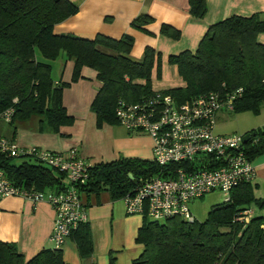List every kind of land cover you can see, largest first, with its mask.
Returning <instances> with one entry per match:
<instances>
[{"label": "trees", "instance_id": "trees-1", "mask_svg": "<svg viewBox=\"0 0 264 264\" xmlns=\"http://www.w3.org/2000/svg\"><path fill=\"white\" fill-rule=\"evenodd\" d=\"M189 13L202 18L205 0H188ZM78 8L69 0H0V114L12 110L9 123L38 118L50 133L71 126L73 119L62 104L64 82H54L50 63L60 55L74 64L71 81L82 67L96 72L101 87L92 103L98 124H117L114 115L120 99L136 103L154 94L151 73L155 64L160 77L159 57L146 48L140 61L130 59L133 39L124 35L114 40L102 35L84 39L72 34H55L54 27L74 16ZM152 18L144 15L131 23L147 32ZM163 34L171 33L164 25ZM264 33V14L249 18L232 16L212 25L196 52L169 57L177 67L183 87L164 91L178 104L212 91L242 89L234 112L259 114L264 108V45L257 36ZM37 56L43 60L38 61ZM224 84V88L222 85ZM15 100V101H14ZM0 122H2L0 120ZM4 123V122H2ZM41 131V130H40ZM245 145L249 160L264 154V128L251 130ZM22 160L15 164L14 160ZM0 170L10 183L31 191H60L65 177L57 170L29 158L0 155ZM153 162L120 159L89 168L80 193L106 191L113 200L132 192L139 180L159 174ZM251 206L264 210V201L254 195L252 182L234 189L230 201L212 208L203 222L170 219L157 222L145 217L137 236L143 253L132 264H264V214L245 221ZM242 218V219H240ZM84 264H90L92 242L86 223L71 235ZM0 264H66L60 249L43 250L26 261L11 243L0 242ZM109 264H116L113 257Z\"/></svg>", "mask_w": 264, "mask_h": 264}, {"label": "crops", "instance_id": "crops-1", "mask_svg": "<svg viewBox=\"0 0 264 264\" xmlns=\"http://www.w3.org/2000/svg\"><path fill=\"white\" fill-rule=\"evenodd\" d=\"M69 1L78 11L56 25L54 33L72 34L89 40L97 35L114 40L124 35L132 37L130 59L140 61L146 48L152 49L159 57V79L156 76V64L151 73V88L154 92L183 87L177 67L169 63L168 59L185 51L196 52L212 25L232 16L249 18L264 14V0H205L206 13L202 18L189 13L188 0ZM144 15L152 18V22L145 25L147 32L132 28V21ZM164 25L172 28L175 37L171 33L166 35L161 32ZM257 42L264 45V33L257 36ZM55 65L58 67L54 82L68 84L62 90V104L73 119V124L60 127L59 132L53 134L40 118H32L15 126L0 122V136L25 148L37 147L50 152L76 149L91 167L120 159L152 162V140L147 133L129 132L118 124H98L91 107L101 87L96 72L82 67L80 77L72 82L73 62L62 57L56 60ZM227 115L218 113L216 120ZM250 163L255 172L252 181L254 195L264 201V154L254 157ZM49 191L52 190L44 192ZM79 197L92 242L90 264H109L111 257L116 264H132L142 255L143 246L138 243L137 236L145 216L126 214L122 201L113 200L106 191L80 193ZM248 212V220L264 214V210H258L255 206H251ZM54 217L51 206L44 201L32 204L19 197H2L0 242L13 244L26 261L43 250L55 249L49 240ZM60 251L66 264H84L73 238L69 237Z\"/></svg>", "mask_w": 264, "mask_h": 264}, {"label": "built area", "instance_id": "built-area-1", "mask_svg": "<svg viewBox=\"0 0 264 264\" xmlns=\"http://www.w3.org/2000/svg\"><path fill=\"white\" fill-rule=\"evenodd\" d=\"M241 96V88L212 91L178 104L170 95L154 92L136 103L122 99L116 102L117 124L129 132L142 131L150 136L152 162L160 168L159 174L139 180L132 192L120 199L126 214L157 222L174 218L193 222L192 202L219 192L227 203L237 186L253 181L255 172L243 136L215 132L217 114L233 113ZM11 114L12 110H6L0 120L9 123ZM0 155L29 157L64 175L62 190L38 192L12 185L0 170V198L19 197L32 204L44 201L51 206L55 217L49 240L55 249H60L86 222L78 186L86 182L91 166L76 149L50 152L25 148L2 136ZM244 215L248 221L249 212Z\"/></svg>", "mask_w": 264, "mask_h": 264}, {"label": "rangeland", "instance_id": "rangeland-1", "mask_svg": "<svg viewBox=\"0 0 264 264\" xmlns=\"http://www.w3.org/2000/svg\"><path fill=\"white\" fill-rule=\"evenodd\" d=\"M37 58L38 61L43 60L40 56H37ZM58 58H62V55ZM56 60L48 63L51 68L50 76L53 81L58 67V65H55ZM38 118L36 117L35 119ZM260 128H264V108L260 110L259 114H254L250 111H241L237 113H228L227 116L216 120V133L219 134H236L244 136L247 132ZM21 161L22 160L17 159L14 160V163L20 164ZM223 203V195L219 192H213L205 195V197L201 200H196L193 204H191L190 210L192 211V215L196 221L203 222L212 208L220 206Z\"/></svg>", "mask_w": 264, "mask_h": 264}, {"label": "water", "instance_id": "water-1", "mask_svg": "<svg viewBox=\"0 0 264 264\" xmlns=\"http://www.w3.org/2000/svg\"><path fill=\"white\" fill-rule=\"evenodd\" d=\"M250 139H251V135L250 134H245L243 136V143L246 144Z\"/></svg>", "mask_w": 264, "mask_h": 264}]
</instances>
